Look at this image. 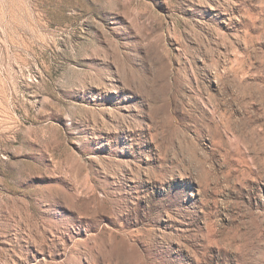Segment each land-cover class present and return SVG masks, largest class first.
<instances>
[{
    "label": "rangeland",
    "instance_id": "374dc122",
    "mask_svg": "<svg viewBox=\"0 0 264 264\" xmlns=\"http://www.w3.org/2000/svg\"><path fill=\"white\" fill-rule=\"evenodd\" d=\"M0 264H264V0H0Z\"/></svg>",
    "mask_w": 264,
    "mask_h": 264
}]
</instances>
